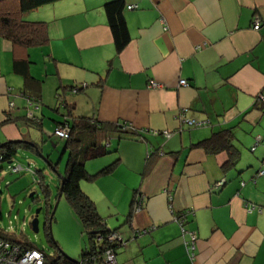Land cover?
<instances>
[{
    "label": "crops",
    "instance_id": "0c3cea01",
    "mask_svg": "<svg viewBox=\"0 0 264 264\" xmlns=\"http://www.w3.org/2000/svg\"><path fill=\"white\" fill-rule=\"evenodd\" d=\"M109 1L59 0L23 13L46 23L48 36L46 45L26 50L28 76L13 68L21 54L0 39V145L35 144L54 162L46 141H61L53 130L71 123L58 88L78 86L64 95L72 117L139 134L108 133V153L85 168L95 174L116 166L79 183L106 227L132 239L129 248L116 247L117 264H264V0H123L129 41L118 53L103 12ZM222 130L232 133V166L227 151L193 146ZM258 137L255 155H247ZM62 141L54 153L61 169ZM18 154L27 165L12 166L31 173L29 154L37 153ZM136 190L142 205L126 223ZM178 215L195 236L192 260Z\"/></svg>",
    "mask_w": 264,
    "mask_h": 264
},
{
    "label": "trees",
    "instance_id": "16d2710c",
    "mask_svg": "<svg viewBox=\"0 0 264 264\" xmlns=\"http://www.w3.org/2000/svg\"><path fill=\"white\" fill-rule=\"evenodd\" d=\"M59 0H0V39L9 41L13 48L21 55L14 56L13 68L16 72L28 76L27 69L30 62L26 55L28 48L42 47L48 43L46 23L42 21H26L21 18L23 13L32 11L40 6L54 3ZM123 0H112L103 4V12L106 17L107 25L112 33L115 52H120L129 41V34L123 17ZM38 83V81H36ZM81 90L78 86H67L58 88L57 97L60 100L59 105L66 109V114L62 116L69 118L70 133L64 140L62 157H66V162L62 169L59 168L60 162L49 161L50 170L55 175V197L61 188L62 195L76 215L81 232L86 238V244L81 250L80 258L82 264H102L103 253L106 249H112L115 253L117 242L108 243L106 236L115 231L106 227L102 217L98 214L94 202L81 190L79 183L81 181L92 182L96 177L102 174H108L113 171L118 160L113 161L107 166L101 168L97 173L90 174L85 168V163L90 160L104 157L106 151V136L111 132L129 133L139 135L135 131H124L123 124L100 123L87 118L72 117L68 105L64 100V95L72 93L73 90ZM262 103L261 100L257 101ZM9 117V115H8ZM63 122V121H62ZM232 133L229 130H222L212 133L210 137L205 138L195 147H201L206 152H218L225 150L229 154L227 164L232 166L237 158V152L231 145ZM104 142V143H103ZM256 142V140H255ZM254 142V144H255ZM260 138L258 137L259 144ZM256 147V146H255ZM254 147V149H255ZM20 148L35 153V148L39 150L38 145L25 142H7L0 146V163L9 164L12 162ZM252 148V147H251ZM250 148V151L253 150ZM40 151V150H39ZM155 152L149 154L146 158L142 175L147 173L151 163L155 160ZM259 172V171H258ZM32 182L37 184L45 195V202L49 205L52 212L53 206L49 203L51 192L49 186L44 183V176L41 170H35L31 173ZM60 197V198H61ZM33 198V197H32ZM142 199L139 192L133 191L128 213L125 216V222L128 223L136 208H141ZM49 214V224L52 219ZM53 216V215H52ZM51 218V219H50ZM48 242H52L48 233ZM100 237V240L97 238ZM0 238L20 247L36 248L24 239H19L12 234H6L0 228ZM57 247V246H56ZM38 249V248H37ZM45 256V264H74L73 260L66 255L55 254L54 258Z\"/></svg>",
    "mask_w": 264,
    "mask_h": 264
},
{
    "label": "rangeland",
    "instance_id": "374dc122",
    "mask_svg": "<svg viewBox=\"0 0 264 264\" xmlns=\"http://www.w3.org/2000/svg\"><path fill=\"white\" fill-rule=\"evenodd\" d=\"M46 142H48L50 152H53L51 159L55 162L58 160L59 155L55 157L54 153L56 151H58V154L61 152L63 141L49 139ZM241 148L243 149V147ZM247 155L253 156L255 152L247 151ZM29 157L32 159L31 170H41L43 173L44 183L49 186V190L52 192L49 196V203L53 206L54 202L52 201L55 197L53 180L56 177L39 157L34 154L31 156L29 154ZM65 158L64 156V159H62V167L66 162ZM15 161L25 167L27 165L26 159L21 154L16 155L9 164L0 163V228L9 230L20 240L24 239L34 247L43 250L49 258H54L55 254H64L72 260H79L81 250L86 244V238L81 232L80 223L72 208L65 198L61 197L54 210L49 227L48 219L51 210L49 205H46L44 193L37 184L32 182L30 172L12 173L9 171L8 167L12 166ZM33 220L37 221V232H34L31 227ZM48 233L52 242H48ZM142 234L135 236L137 238L142 237L144 236ZM121 237V246L132 242V239L125 240L123 235ZM121 246L119 248H122ZM129 247L130 244L127 248Z\"/></svg>",
    "mask_w": 264,
    "mask_h": 264
},
{
    "label": "built area",
    "instance_id": "2783aa9c",
    "mask_svg": "<svg viewBox=\"0 0 264 264\" xmlns=\"http://www.w3.org/2000/svg\"><path fill=\"white\" fill-rule=\"evenodd\" d=\"M128 9H131V6L127 7ZM260 24L257 20L254 21L252 28L254 30H257L259 28ZM180 86H185L187 83L185 80H180L178 82ZM152 86H155L152 84ZM76 90L74 89L72 92L74 93ZM12 104L9 105L11 107ZM182 113L180 114V116ZM183 122L189 124V125H196L194 121H188L183 120ZM70 133V123L68 120H63L62 124L57 126L53 130V136L57 139L65 140L69 137ZM164 137L169 138V133H163ZM258 142V139H256L255 144L252 146V150L256 146V143ZM9 171L12 173H17L21 171V167L19 166H9ZM29 171V170H28ZM32 173V172H31ZM256 175L262 176L263 171H259ZM223 184V181H220L216 185L219 186ZM140 208H136L138 210ZM174 220L178 223L181 231V236L184 237V235H188V239L183 240V245L186 251L187 256L190 260L194 258V243H195V236L193 233H190L188 231H185L183 228L184 223V217L182 215H178L174 217ZM145 232V231H143ZM101 238L98 237L97 240H100ZM106 241L108 243L117 242L118 244H122V238L120 235L116 232H111L106 236ZM45 253L41 249L37 248H22L19 245L11 244L3 239L0 238V264H45ZM102 264H117L115 259V253L112 249H106L103 253V263Z\"/></svg>",
    "mask_w": 264,
    "mask_h": 264
},
{
    "label": "water",
    "instance_id": "95a60500",
    "mask_svg": "<svg viewBox=\"0 0 264 264\" xmlns=\"http://www.w3.org/2000/svg\"><path fill=\"white\" fill-rule=\"evenodd\" d=\"M0 146H1V145H0ZM35 149H36L35 152L37 153V156H38L41 160H43V161L46 163V165H48V167L51 168L50 163H48L49 161H48L46 155H44V154H43L41 151H39L37 148H35ZM61 195H62V192H61V188H60V189H59V192H58V194H57V196L55 197L54 205H53L52 212H51V217H52V215H53V213H54V210H55V208H56V206H57V203H58V201H59ZM50 219H51V218H50ZM31 227H32V229H33L34 232H37L38 228H37V221H36V220H33V221L31 222ZM49 227H50V224H49ZM71 260H72V259H71ZM73 263H74V264H82L80 260H73Z\"/></svg>",
    "mask_w": 264,
    "mask_h": 264
}]
</instances>
